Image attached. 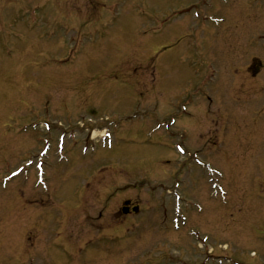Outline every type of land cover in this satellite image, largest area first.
I'll list each match as a JSON object with an SVG mask.
<instances>
[{
    "label": "rangeland",
    "instance_id": "1",
    "mask_svg": "<svg viewBox=\"0 0 264 264\" xmlns=\"http://www.w3.org/2000/svg\"><path fill=\"white\" fill-rule=\"evenodd\" d=\"M179 260L264 264V0H0V264Z\"/></svg>",
    "mask_w": 264,
    "mask_h": 264
},
{
    "label": "flooded vegetation",
    "instance_id": "2",
    "mask_svg": "<svg viewBox=\"0 0 264 264\" xmlns=\"http://www.w3.org/2000/svg\"><path fill=\"white\" fill-rule=\"evenodd\" d=\"M133 206H134V204L133 205H130V202H129V204H127V207L126 208L124 207L126 213L123 214L122 211H121L119 213H116V215H117L116 217H118V216L128 217V215L131 213V209H132Z\"/></svg>",
    "mask_w": 264,
    "mask_h": 264
}]
</instances>
